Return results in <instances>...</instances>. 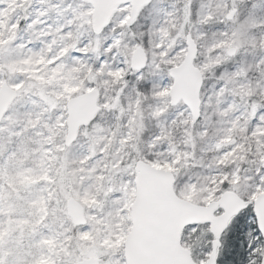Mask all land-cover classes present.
<instances>
[{
	"label": "rangeland",
	"instance_id": "obj_1",
	"mask_svg": "<svg viewBox=\"0 0 264 264\" xmlns=\"http://www.w3.org/2000/svg\"><path fill=\"white\" fill-rule=\"evenodd\" d=\"M130 9L120 6L96 34L82 0H0V85L18 92L0 123V264H126L138 159L172 171L174 192L192 202L216 200L227 178L248 186L251 199L264 190V140L254 181L231 161L235 130L248 119L239 98L257 94L251 113L264 103V0H152L127 25ZM189 39L204 78L195 123L169 94ZM138 46L147 55L139 70L131 66ZM93 87L101 111L66 146V101ZM69 198L83 206V225L67 213ZM207 230L182 233L199 262L211 250ZM259 237L252 229L250 264Z\"/></svg>",
	"mask_w": 264,
	"mask_h": 264
},
{
	"label": "water",
	"instance_id": "obj_2",
	"mask_svg": "<svg viewBox=\"0 0 264 264\" xmlns=\"http://www.w3.org/2000/svg\"><path fill=\"white\" fill-rule=\"evenodd\" d=\"M93 7V30L100 33L110 22L114 13L123 4H130L131 25L141 9L151 0H82ZM232 13L229 15L231 17ZM183 62L172 69L174 83L170 89L171 105L181 100L189 108L192 122L200 117V92L203 85L201 70L196 67L197 47L188 40ZM236 48L229 50L230 55ZM131 66L141 69L146 65L147 56L143 48L137 47L132 55ZM17 90L6 82L0 85V123ZM100 91L92 88L72 96L66 102L67 126L65 145H71L80 128L88 126L98 112ZM264 169V158L262 160ZM174 174L170 170L154 167L144 160L135 164L136 195L131 205L132 226L125 239L124 256L126 264H217L220 239L230 220L247 204L234 191H226L207 205L195 204L179 197L173 189ZM218 210H222L218 213ZM67 212L75 225L85 223L83 206L74 198L67 202ZM253 212L257 227L264 242V191L253 201ZM193 224H208L213 236L212 249L204 262L193 259L191 251L181 242L182 231ZM76 264H98L95 258H88ZM260 264H264V255Z\"/></svg>",
	"mask_w": 264,
	"mask_h": 264
},
{
	"label": "trees",
	"instance_id": "obj_3",
	"mask_svg": "<svg viewBox=\"0 0 264 264\" xmlns=\"http://www.w3.org/2000/svg\"><path fill=\"white\" fill-rule=\"evenodd\" d=\"M245 49L247 52L251 51L252 46H246ZM236 81H238V76L232 79L233 83ZM239 99V102L242 104V106L248 109V119L242 126L237 127L235 130L234 140L236 146L231 156V161L239 166V171L242 176L248 175L251 181H254L258 176V173L256 172L257 168L254 167V164L259 166L260 160V156L255 153V148L261 143L262 140H264V103H261L263 105L261 109H257L251 113L250 111L252 110V105L257 104L258 102L257 94L254 93L247 99L246 97ZM198 139L199 136L194 133L190 143L195 146ZM228 166L229 165L219 164L217 166V170L224 171L228 168ZM182 169L186 170L188 168ZM259 173H264L261 167L259 168ZM249 190L250 188L248 186L241 184V180L240 182H234L231 178L223 180L218 187L219 194H222L226 191H234L238 193L244 200L248 201V204L238 215L231 219L226 231L222 235L217 256V264H250L252 254L251 252L254 248L253 243L250 242V233L252 229L255 230L256 233H258V230L252 208V192ZM194 202L197 204H202L201 200L199 199H195ZM206 233L212 237L208 230ZM258 240L261 243L262 248L257 253L255 264L260 263L264 253V243L262 238L259 237ZM192 248V255L194 258L202 257L195 245H193ZM207 249L208 246L203 247V250L206 251Z\"/></svg>",
	"mask_w": 264,
	"mask_h": 264
},
{
	"label": "snow or ice",
	"instance_id": "obj_4",
	"mask_svg": "<svg viewBox=\"0 0 264 264\" xmlns=\"http://www.w3.org/2000/svg\"><path fill=\"white\" fill-rule=\"evenodd\" d=\"M250 247H251V245H250Z\"/></svg>",
	"mask_w": 264,
	"mask_h": 264
}]
</instances>
